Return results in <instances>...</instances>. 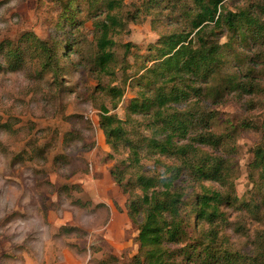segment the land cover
Returning a JSON list of instances; mask_svg holds the SVG:
<instances>
[{"label":"trees","instance_id":"16d2710c","mask_svg":"<svg viewBox=\"0 0 264 264\" xmlns=\"http://www.w3.org/2000/svg\"><path fill=\"white\" fill-rule=\"evenodd\" d=\"M50 2L49 37L26 31L21 39L1 41L0 72L19 70L35 59L40 73L58 75L73 52L78 61L71 62L70 73L79 68L94 76L98 91L108 94L113 108L130 79L128 86L135 93L126 103V118L104 105L98 118L106 142L120 155L108 171L126 195V214L136 231L138 249L125 264H264L263 235L247 250L221 235L227 223L224 205L264 219V138L252 146L247 162L249 180L258 186L247 198L237 190L241 171L233 154L236 132L248 126L245 120L217 115L204 103L261 89L256 67L264 62V2ZM146 20L156 40L142 52L132 42L122 43L123 69L134 67V72L126 75L123 87L108 84L119 62V36L130 23ZM127 56H133V62H127ZM219 121L222 130L215 129Z\"/></svg>","mask_w":264,"mask_h":264},{"label":"rangeland","instance_id":"374dc122","mask_svg":"<svg viewBox=\"0 0 264 264\" xmlns=\"http://www.w3.org/2000/svg\"><path fill=\"white\" fill-rule=\"evenodd\" d=\"M50 7V0H0V42L21 39L26 31L48 38ZM127 30L118 38L119 62L114 80L108 82L118 87L134 72V67L123 69L121 44L132 42L142 52L157 38L148 20L130 23ZM126 60L131 63L134 58ZM73 61L78 57L70 52L58 75L40 73L35 59L19 70L0 72V264H125L137 252L126 195L108 171L120 155L98 126L100 105L125 119L126 103L135 89L127 79L113 108L108 94L98 91L94 76L79 68L70 73ZM256 71L258 92L204 102L217 115L245 120L248 126L236 132L233 154L241 171L237 190L247 198L258 191L249 180L247 162L252 146L264 138V62ZM102 80L107 83V76ZM219 124L215 129L222 130ZM204 185L222 188L214 182ZM222 210L227 223L221 235L240 250L256 247L257 236H264V219L232 206Z\"/></svg>","mask_w":264,"mask_h":264}]
</instances>
